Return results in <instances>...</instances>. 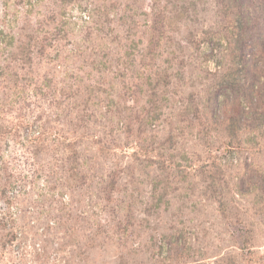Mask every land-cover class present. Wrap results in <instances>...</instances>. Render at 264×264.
Instances as JSON below:
<instances>
[{
  "label": "rangeland",
  "instance_id": "obj_1",
  "mask_svg": "<svg viewBox=\"0 0 264 264\" xmlns=\"http://www.w3.org/2000/svg\"><path fill=\"white\" fill-rule=\"evenodd\" d=\"M235 21L223 0H0V264H264L233 185L264 171Z\"/></svg>",
  "mask_w": 264,
  "mask_h": 264
},
{
  "label": "trees",
  "instance_id": "obj_2",
  "mask_svg": "<svg viewBox=\"0 0 264 264\" xmlns=\"http://www.w3.org/2000/svg\"><path fill=\"white\" fill-rule=\"evenodd\" d=\"M226 2L228 12L230 15L236 19L235 23H237L238 27L241 29V37L245 36V40H238L240 41V47L239 51L236 50L239 53V57L244 61L243 62V69H245L244 74L246 75L247 79V93L243 94L245 96L246 101L248 102V105L252 107V110H254L252 113H256L257 110L262 111V115H264V76L263 78L260 76H257L254 74V70L258 69L257 58L254 57L255 52L253 50H256L259 46L260 52H262V48L264 49V0H223ZM183 2V0H182ZM182 6V4H180ZM171 12L174 14H179L182 16L185 15V18L188 16L187 13L189 11H186L185 7H177L171 8ZM190 44H194L195 48L198 50L200 46V42H193L190 41ZM230 48V47H229ZM232 52V51H231ZM253 59V61H251ZM251 61V62H250ZM254 72V73H253ZM167 75H165V72L162 74L158 73L157 77L155 78V84H152L153 87L150 91H156V89L166 82ZM262 78V81H261ZM162 82V84H161ZM256 86V88H255ZM218 92L217 88H210L209 94L206 98L208 105L213 104L218 105ZM192 96L187 97V101L189 102L187 104V107L185 110H183L182 117L185 118L187 121V117L191 116V118L188 120V128L193 129L194 126H201L205 127L206 124L204 123V120L201 117V111H198V106L195 107ZM191 101V102H190ZM224 105V104H223ZM235 106H238V104H235ZM149 112L148 110H146ZM242 111V110H241ZM145 115V113H144ZM151 119L149 118L147 123H151ZM243 121V117L238 119V122L241 124ZM262 126L264 127V116H262ZM263 132V130H261ZM44 135V134H43ZM262 136V135H261ZM249 143L240 142L237 143V147L241 151H247L256 153L258 151L257 148H255L253 145H256L257 142L253 141L252 139L248 140ZM251 143V144H250ZM70 143H68L67 147H70ZM245 146V148H243ZM241 165V164H240ZM233 166V169L237 171H242L243 176L241 177H233L234 187H235V194L237 195H253L252 198V204L251 211L254 215L257 216H263L264 215V171L259 172L258 170H251L249 167L245 171L243 170L242 165L240 166ZM221 166V165H220ZM223 167V166H221ZM218 172H215L217 176L214 174L212 176L215 177V180L213 183L214 188H217L220 186V180H223L221 169L218 168ZM221 172V173H219ZM219 173V174H218ZM220 178V179H219ZM219 184H218V183ZM232 185V186H233ZM253 191V192H252ZM255 191V192H254ZM234 194H230V199L234 200ZM225 200V199H224ZM220 202V201H219ZM130 226V222L128 220L125 222V227ZM249 233H247L246 236L241 237L240 242L238 244L240 251H245L246 249L250 247H253L249 245L250 237L248 236ZM249 245V246H248ZM248 246V247H247ZM188 264V263H187Z\"/></svg>",
  "mask_w": 264,
  "mask_h": 264
}]
</instances>
